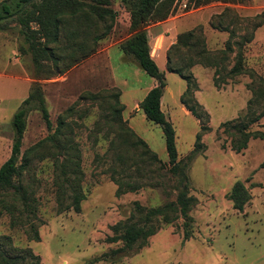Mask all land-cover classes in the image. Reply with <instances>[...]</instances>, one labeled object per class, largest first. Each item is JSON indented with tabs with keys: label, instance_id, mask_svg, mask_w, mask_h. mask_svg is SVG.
Here are the masks:
<instances>
[{
	"label": "rangeland",
	"instance_id": "obj_1",
	"mask_svg": "<svg viewBox=\"0 0 264 264\" xmlns=\"http://www.w3.org/2000/svg\"><path fill=\"white\" fill-rule=\"evenodd\" d=\"M4 1L0 0V6ZM84 1L99 7L109 2V7L117 15L116 24L107 37L98 42L93 55L63 76L41 81L53 129L48 130L39 110L30 112L22 147L27 165L19 179L26 201L22 196L0 190V244L14 254L31 250L40 258L41 264H264V141L252 138L247 149L238 153L232 149L231 138L224 133L222 126L244 117L251 99H254V113L259 114L263 110L264 95L256 98L254 92L264 89L261 82H264V0H220L199 8H195V0L176 1L172 15L165 20L178 27L175 43L180 34L192 30L196 33L192 42L198 40L202 43L189 51L180 49L173 62L188 66L192 60L198 61L191 69L185 67L189 68L186 74L192 73L198 85L197 90L185 98L198 105L202 117H195L182 103L188 85L177 74L167 77L169 91L164 107L167 118L176 128L179 160L186 166L185 173L190 182L189 195L197 200L189 213L192 218L191 237L184 241V219L179 218L152 236L146 247L116 255L112 252L121 248L123 243L109 241L113 236L112 226L130 217L134 202L155 208L175 201L179 178L171 177L173 179L162 185L158 175L136 176L143 188L138 192L117 195L118 186L106 173L107 165L100 161L110 146V141L103 138L109 127L106 117L115 108L118 90L121 91L120 101L128 106L127 114L135 100L139 103L143 100L144 93L134 94L131 88L128 91L125 89L124 94L123 87L117 85L108 59V47L118 46L129 37L130 14L127 6L123 0ZM225 8L234 10L225 20V24L230 23L235 31L232 46L242 36L254 32L253 41L243 46L242 53L245 68L253 70L257 77L228 74L236 64L239 50L234 46L233 52L225 54L230 33L213 27V22L220 20L218 16ZM262 20V25L253 30L250 22L256 25ZM155 24L158 23L149 27L152 37L150 46L153 56L158 59L161 43H154L153 36L161 25L153 26ZM18 26L11 21L7 31H0V167L11 156L13 115L28 97L34 80L30 57L19 50L23 40ZM104 27L97 20L95 35L102 34ZM65 44L63 41L60 47L64 55L61 66L69 61L65 58L70 50L64 49ZM203 48L209 52H203L204 58L200 59ZM77 50L76 55L81 56L82 50ZM112 58V65L119 66L116 71L121 77L130 78L132 72L136 75L134 69L140 68L131 56L125 58L124 64L120 63L118 56H114V51ZM202 61L218 63L220 71L215 73L214 66L207 67ZM215 77L220 87L215 86ZM153 82L156 84L155 79ZM180 89L182 93L178 96ZM91 95H96L97 99L92 100ZM174 102L177 104L171 117L169 108L174 107ZM135 115L129 114L134 117L131 124L137 129L131 126L130 119L123 112L129 127L149 144L162 161L168 163L162 128L148 121L143 112ZM60 120L65 122V126L57 147L45 142V139L55 133ZM202 125L210 130L201 133V147L194 151ZM250 129L264 132V117L252 124ZM129 151L131 156L133 151ZM69 154H78L73 159L79 161L80 171L83 172L81 188L86 199L80 211L73 207L65 209L71 202L72 189L70 184L63 182L66 176L59 178L60 168L55 164L60 157L71 171L74 166L68 158ZM71 177L74 179L75 174L69 173L68 178ZM58 179L67 192L63 206L58 201ZM237 182H243L252 196L242 212L237 211L228 198ZM25 202L31 210L28 215L19 216ZM5 203L16 210L7 213ZM28 219L36 224L39 241L31 240L26 233ZM14 221L18 224H13Z\"/></svg>",
	"mask_w": 264,
	"mask_h": 264
},
{
	"label": "trees",
	"instance_id": "obj_2",
	"mask_svg": "<svg viewBox=\"0 0 264 264\" xmlns=\"http://www.w3.org/2000/svg\"><path fill=\"white\" fill-rule=\"evenodd\" d=\"M176 1L123 0L130 14V25L129 37L120 43V48L125 55L133 57L139 67L157 82L156 87L147 94L139 107L148 121L162 128L169 162L162 161L150 148L149 144L138 136L129 127L127 121L124 120L123 112L125 106L120 101V90L115 94L114 110L106 117L109 127L103 138L110 141V146L108 151L100 158V161L102 164L105 163L107 165L106 173L117 184L118 196L129 192H138L143 188L144 185L136 176L153 177L158 175L163 181L161 182L162 185H166V182L173 179L171 177H178L179 182L176 186L178 194L175 201L155 208H147L140 202H134V211L130 217L112 226L113 236L109 238V241L112 243H123L121 248L112 252L113 255L146 247L152 236L156 235L164 226L171 225L179 218L184 219V241L189 240L191 237L190 226L192 218L189 213L197 203V200L189 195L190 182L185 173L186 166L179 160L176 128L162 109V98L167 87V73L162 71L153 59L148 36V27L151 24L168 19L173 13ZM213 1L220 0H195V8L207 5ZM233 12V9L225 8L218 16L220 20L213 22L214 28L230 33V40L227 42L225 54L233 52L234 46L239 50L236 55V64L228 74L229 76L249 74L251 78L257 77L253 70L245 68L242 53L243 46L253 41L254 32L242 36L240 41L234 42L233 46L231 44V40L235 37V31L232 30L230 23L225 24V20L230 18ZM107 19L110 21H107ZM97 20L104 24L105 30L102 34L95 35ZM116 20L117 15L109 7V2L104 4V7H99L84 0H6L1 3L0 31H7L10 28L11 21L18 23L19 33L23 40L19 50L23 55L30 57L34 68L35 81L31 85L28 97L21 103L12 118L11 123L14 131L12 152L9 159L0 167V190L22 196V199L25 200L24 189L19 179L27 165V156L22 155V147L30 112L35 109L39 110L48 130L51 131L53 129L51 114L41 81L49 80L55 76H63L71 68L93 55L96 52L98 42L106 38L113 30ZM262 22L263 20L256 25H253L252 22L250 24L255 30L262 25ZM62 38L66 43L64 49L70 51L73 49L72 52L69 51L68 57L65 58L69 61L64 66H61L64 59L63 53L60 52L61 43L63 42ZM194 38H196L195 30L178 36L177 42L169 49L167 69L170 73L179 75L187 82L188 87L182 97V103L195 117L200 119L202 113L199 112L198 105L192 104L190 100L185 98L188 94L192 95L198 88L193 74H186V71H189V68L196 65L198 61L194 62L192 60L188 66L176 65L177 62L173 63L174 56L180 49L189 51L202 44L198 40L197 42H192ZM203 43L205 44V40H203ZM77 49L82 50L83 54L81 56L76 55ZM207 51L205 48L200 51V59L204 58L203 52ZM201 63L207 67L214 66L216 68L215 73L220 71L216 62L209 64L202 61ZM185 67L189 68L186 69ZM214 81L215 86H221L216 77ZM261 82L264 87V82ZM254 95L256 98H260L264 95V89L262 91L260 89L257 90ZM90 97L92 100L97 99L96 95H91ZM253 102L254 99L249 101L247 114L244 117L222 125L224 133L231 138L232 149L238 153L247 149L252 138H259L264 141V132H253L250 129L252 124L259 122L264 117V103L262 112L256 114L252 111ZM64 126L65 122L60 120L55 133L49 135L45 142H51L59 147V135ZM209 130L210 128L202 125L201 131L196 137V149L194 151L201 147V133ZM129 150L133 151L131 156L129 155ZM73 156L78 157V154H69L68 158L74 166L71 171L68 170L60 157L55 160V164L60 168L59 178H61V175L63 177L66 176L63 182L70 184L72 189V195L69 197L71 202L65 206V209L73 207L80 211L81 204L86 199L81 188L83 172L80 171L79 161H75ZM262 167H264V162ZM69 173L71 175L75 174V178H68ZM57 183L59 186L58 201L63 206V198L67 192L64 190V184L60 179L57 180ZM228 198L233 202L234 208L242 212L251 201L252 196L243 182H237ZM4 210H7V213L8 211L12 213L16 209L14 206H9L5 203ZM30 210V205L25 202L23 211H19V216L24 213L28 215ZM28 220L26 233L31 240L39 241V231L35 226L36 224L31 223L30 219ZM13 224L18 223L14 221ZM0 264H41V262L40 258L31 250H25L21 254H14L0 244Z\"/></svg>",
	"mask_w": 264,
	"mask_h": 264
},
{
	"label": "crops",
	"instance_id": "obj_3",
	"mask_svg": "<svg viewBox=\"0 0 264 264\" xmlns=\"http://www.w3.org/2000/svg\"><path fill=\"white\" fill-rule=\"evenodd\" d=\"M161 27L157 30V33L153 36V40H154V43L157 42L158 44L161 43V47L158 49V59H156L154 56H153V52H152V57L153 59L156 61V63L158 64V66L160 67V69L162 71H165L167 73V77L169 78L170 75H174V73H170L167 69V51L169 49V47L171 45H173L175 43V39L177 37V34H178V27L177 26H174L173 25V22L172 21H165V22H161V23H158V24H155L153 26H160ZM150 27V26H149ZM149 27H148V36H149V42H151L152 40V37L150 36V33H149ZM112 51H114V56H118V58H120V63H125V58L128 56V55H125L123 53V51L121 50L120 48V44L117 46H110L108 47V50H107V53H108V59H109V64H110V67L112 69H114L113 71V76L115 78V80L118 82L117 85L118 87L122 88L123 90V93L126 94V91L125 89L128 91L130 90L131 88H133V93L134 94H138V95H141L142 93H144V98L147 96V94L153 89L156 87L157 85V82L156 84L153 82L154 81V78L150 77V78H147L146 74L144 71H142V69H134L135 70V73L136 75L131 74V77L129 78L128 76L126 77H121V75H117V68H119V66L117 65V67H114L112 65ZM124 54V55H123ZM115 58V57H114ZM114 60V59H113ZM128 67V66H127ZM134 75V76H133ZM120 78H119V77ZM122 78V79H121ZM135 78V80L133 79ZM140 78V79H139ZM181 78V77H180ZM121 79V80H120ZM136 79H139V80H136ZM182 79V78H181ZM183 80V79H182ZM35 80H33L34 82ZM185 81V80H184ZM32 82V83H33ZM141 91V92H140ZM168 91H169V86L167 84V87L165 89V93H164V96L162 98V109L163 111L165 112L164 110V107H165V99H166V96L168 94ZM174 93V92H173ZM182 93V90L180 89L179 93H178V96H180ZM177 96V95H176ZM143 98V100H144ZM26 99V98H25ZM24 99V100H25ZM23 100V101H24ZM142 100V101H143ZM22 101V102H23ZM141 101V102H142ZM21 102V103H22ZM140 102V103H141ZM139 101L135 100L132 105H131V109L129 110V113L127 114L126 112L128 111V106L127 104L125 103V111H124V115L128 117V119H130V124H131V121L133 120L132 117L129 116V114H132V113H136L135 117L140 114L141 112H143L139 105H140ZM177 103L174 102V107H171L170 106V113L168 112V114L171 115V117L173 116V113H174V109H175V105ZM21 105V104H20ZM19 105V106H20ZM19 108V107H18ZM173 112V113H172ZM145 115V114H144ZM146 117V116H145ZM147 119V118H146ZM173 119V118H172ZM131 126L135 129H137L134 125L131 124Z\"/></svg>",
	"mask_w": 264,
	"mask_h": 264
}]
</instances>
